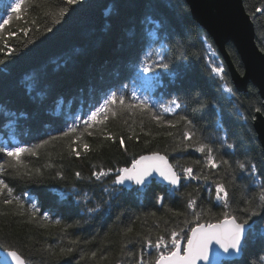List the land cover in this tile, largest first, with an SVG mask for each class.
I'll use <instances>...</instances> for the list:
<instances>
[{"label": "trees", "instance_id": "1", "mask_svg": "<svg viewBox=\"0 0 264 264\" xmlns=\"http://www.w3.org/2000/svg\"><path fill=\"white\" fill-rule=\"evenodd\" d=\"M242 1L254 24L256 43L264 52V14L252 15L262 0ZM13 3L0 0V24L8 20L0 29V60L4 61L0 64V148H31L60 137L73 123L79 132L83 121L111 92H123L129 100L135 92L147 98L165 121L188 116L197 136L212 145L217 162L220 157L229 160L232 170L223 165L205 167L202 153L185 148L183 122L172 127L147 115L109 116L88 129L91 135L84 132L77 139V133H72L36 149V155L21 154L27 168L20 171H28L31 178L18 176L7 166L0 172V179L21 198L27 213L14 215L15 204H0V248L18 251L27 264H136L141 253L154 264L158 252L148 248L143 237L154 241L161 234L168 239L171 230L183 229L180 239L185 241L197 223L194 210L187 206L189 199L196 200L199 223L221 220L224 212L243 222L248 215L242 211L245 199L264 186L260 175L264 153L252 119L257 107L263 109L262 99L251 83L245 91L234 88L211 37L192 19L184 0H79L71 5L65 0H29L15 11ZM61 7L67 11L59 18L55 13ZM148 50L163 51L168 69L141 73ZM226 50L242 72L235 46L229 42ZM210 59L224 66V81L211 73ZM225 83L232 87V94L224 91ZM177 97L182 108L164 112L163 106ZM225 139L234 147L229 149ZM153 152L164 154L181 175L176 189L155 180L143 188L113 183L117 169ZM9 159L0 152V164ZM197 160L201 163L194 164ZM238 160L255 163L257 175L238 169ZM186 166H192L193 174L201 178H185L181 169ZM101 168L112 171L97 180L92 173ZM214 180L225 183L228 208L216 200ZM159 195L164 198L161 204ZM254 203L259 204L258 199ZM32 204L37 206L34 215ZM89 208L97 210L89 212ZM257 210L262 216L249 222L252 226L241 257L221 264H264V210ZM128 227L133 232L126 237ZM68 248L74 251L61 254V249Z\"/></svg>", "mask_w": 264, "mask_h": 264}, {"label": "snow or ice", "instance_id": "2", "mask_svg": "<svg viewBox=\"0 0 264 264\" xmlns=\"http://www.w3.org/2000/svg\"><path fill=\"white\" fill-rule=\"evenodd\" d=\"M29 0H15V3L11 5L13 11L17 8H21L26 5ZM68 5L76 4L79 0H65ZM67 11V8L61 7L55 13V16L62 18ZM256 13L264 14V0H262V5L256 7L252 15ZM19 18V14H17ZM8 19H12V15L9 14ZM8 20L4 21V24H7ZM4 24H0V29H3ZM50 31V29H49ZM210 47V46H209ZM212 57L215 56V53H211ZM155 56V59L152 57ZM4 61L0 60V64H3ZM140 72L145 74L154 73L156 69H168L169 64L166 62V54L163 51H153L148 50L145 52V57L141 61ZM210 71L221 81L226 79V70L222 64H217L214 59L209 60ZM224 91L226 93L232 94V87L228 86L226 83L223 85ZM182 103L179 98H173L169 103L163 106V111L167 113L175 112L176 109L182 108ZM204 107V105H201ZM257 113L264 111L261 107L255 109ZM124 114H129L131 116L136 115H147L152 121L157 122L158 124L167 123L168 125L175 127L176 123L183 122V132H182V141H188L184 145L185 148H194L195 151L202 153L205 157L204 165L205 167L216 169L219 165L225 166L226 169L232 170V165L229 160L220 157L217 162V157L213 154V147L211 144L204 142L200 137L197 136L195 125L191 119L186 115H180L178 121L163 119L162 113H157L153 111L152 107L149 105L147 98H141L136 95L135 92L132 93L131 99H126L123 92L119 94L116 91L111 92L107 95L103 102L99 106L95 107L88 115L87 120L83 121V129L77 132V125L73 123L68 127L67 131L61 133L60 137L53 136L49 140L42 141L41 144L35 145L31 148L28 147H3L0 148V152H4L9 160H6L3 164H0V172H2L5 166L13 168L16 170L18 176H28L31 178V175L28 171L21 172L20 169H26L27 166L21 160V154L27 153L29 155H36V149L44 147L52 141L60 139L62 137H68L72 133H77V139L88 132V129L96 123L102 124L109 116L115 118ZM98 117L100 119H98ZM252 119H256L255 116ZM135 123V121H133ZM141 124L143 121L141 120ZM91 135V132H88ZM168 135H172L171 132ZM111 139V137H108ZM131 139V137H129ZM227 143V140L224 141ZM120 144L124 146L123 137L120 138ZM87 144H84V148L87 149ZM229 149L233 148L232 143H227ZM126 150V149H125ZM74 151V150H73ZM76 155L79 156L80 153L76 152ZM194 164H200L199 160L193 161ZM236 166L241 171H249L253 176H256L258 173V168L255 163L248 161H236ZM112 169L104 170L101 168L99 171H95L92 175L97 179L101 180L103 177L107 176ZM116 179L113 181L114 184L122 185L125 181H134L138 185H142L148 179L152 173L158 172L159 175L166 180L171 185H179L181 181V175L173 170L172 165L167 163L166 157L159 155V153L153 152L151 155H141L138 159H133L131 167H125L117 169ZM183 175L187 179H196L199 180L200 175L193 174L192 166H186L181 169ZM59 175V173H58ZM264 176V173H260ZM77 178H80V173H76ZM204 180L207 181L209 177L205 175ZM213 184L215 185V198L218 201L223 203L225 208L229 207V192L225 183L214 180ZM13 188L10 187L3 179H0V204L11 206L16 205L17 211L13 213L14 215L24 216L26 211L24 210V204L21 202V198L13 195ZM107 191V190H106ZM6 193V196H5ZM163 197H158L159 201H163ZM259 201V204H255L254 201ZM245 207L242 209L243 212L248 215L243 219L242 223L237 222V217L231 215L229 212H224L223 219L218 220L216 223L208 222L206 224L199 223L201 218V213L196 212V200L189 199L188 207L192 208L193 215L197 221L195 227L190 228V235H186L184 238L187 240L186 246H181L180 234L183 232V229L179 231L173 229L169 233V238L166 239L164 235L157 234L155 240L151 239L149 236H144L143 241L148 248H155L158 252V256L155 259L154 264H197V261H205L207 264H219L221 259V250L223 253L228 254L229 256L233 254H239L243 251L245 244L248 239V232L250 229L246 228L249 225V222L253 221V217L262 216V212L257 209L264 210V186L260 188V191L256 196L251 199H245ZM32 215L35 214L37 206L32 204ZM97 209L89 208V212H94ZM174 215H181L179 212L173 213ZM153 215H155L153 213ZM45 220L48 219L47 216L44 217ZM56 224H59L60 221H55ZM185 223H188L185 220ZM44 226H47L46 224ZM133 232L131 227H128L124 231V235L127 237ZM78 241L73 240L71 243L75 244ZM131 241H129L130 243ZM213 245H218V248H213ZM127 245H124L126 247ZM74 249L68 248L67 250L61 249V254H71ZM128 255L135 256V253L129 252ZM92 257L96 256L95 252L91 253ZM10 258V259H9ZM0 264H27L26 259L18 251L12 250L7 251L6 256L0 259ZM136 264H152V261H146L144 259L143 253L136 260Z\"/></svg>", "mask_w": 264, "mask_h": 264}, {"label": "water", "instance_id": "3", "mask_svg": "<svg viewBox=\"0 0 264 264\" xmlns=\"http://www.w3.org/2000/svg\"><path fill=\"white\" fill-rule=\"evenodd\" d=\"M185 2L189 7L192 19L196 21L202 28H204V30L214 42V45L216 46L219 54L221 55L226 65V68L228 69V73L235 89L237 91H245L248 83L253 84L258 89L264 109V52L258 47L255 41V31L253 22L250 18V15L246 12L244 8L243 1L185 0ZM229 42H231L235 46L239 54V57L243 64L242 73L237 71L230 58L229 53L226 50V44ZM255 117L256 119H254L253 121V127L264 153V111L261 113L256 112ZM151 154L152 153L144 155ZM159 155L165 156L161 153H159ZM166 160L167 163L171 165L167 157ZM128 167H131V164ZM173 170L176 171L174 167ZM152 180H155L156 182L165 185L169 184L159 175L158 172L154 171L152 175L149 176L145 183L142 185H138L134 181H125L124 184L118 186L131 188L132 185H137L140 188H143ZM171 186L178 187L179 185ZM251 226L252 223H249L246 228L250 229ZM186 244L187 241L184 242V246H186ZM218 247V245H213V248ZM7 251L12 250L0 248V259L6 256ZM241 255L242 252L238 255L233 254L229 256L228 254L223 253L221 250V259L219 264H221L223 261L239 259ZM197 264H207V262L197 261Z\"/></svg>", "mask_w": 264, "mask_h": 264}, {"label": "rangeland", "instance_id": "4", "mask_svg": "<svg viewBox=\"0 0 264 264\" xmlns=\"http://www.w3.org/2000/svg\"><path fill=\"white\" fill-rule=\"evenodd\" d=\"M184 1H185V0H184ZM185 3H186V2H185ZM186 5H187V4H186ZM187 6H188V5H187ZM188 8H189V7H188ZM189 11H190V10H189ZM190 15H191V14H190ZM252 22H253V21H252ZM253 26H254V24H253ZM203 29H204V28H203ZM254 31H255V29H254ZM255 41H256V40H255ZM213 43H214V42H213ZM215 47H216V46H215ZM212 52H213V51H211V53H212ZM218 53H219V52H218ZM222 60H223V59H222ZM240 60H241V59H240ZM223 62H224V61H223ZM217 64H221V63H220L219 61H217ZM225 66H226V65H225ZM227 70H228V69H227ZM240 73H242V72H240ZM115 179H116V177H115ZM160 184H161V183H160ZM147 185H148V184H147ZM161 185L172 187L170 184H166V185H165V184H161ZM145 186H146V185H145ZM145 186H144V187H145ZM132 187H138V188H140V187L137 186V185H132ZM132 187H131V188H132ZM172 188L176 189L177 187H172ZM128 189H129V188H128ZM158 197H163V195H159ZM161 203H162V202L160 201L159 204H161ZM222 219H223V218H222ZM201 223H205V222H201ZM195 225H196V224H195ZM195 225H194V226H195ZM194 226H193V227H194ZM263 230H264V228L262 229V231H263ZM189 232H190V231H189ZM188 235H189V233H188ZM180 240H181V239H180ZM181 241H182V247H183V246H184V242L187 241V240H185V241H184V240H181ZM231 261H233V260H231Z\"/></svg>", "mask_w": 264, "mask_h": 264}, {"label": "bare ground", "instance_id": "5", "mask_svg": "<svg viewBox=\"0 0 264 264\" xmlns=\"http://www.w3.org/2000/svg\"><path fill=\"white\" fill-rule=\"evenodd\" d=\"M220 55V54H219ZM220 57H221V55H220ZM222 58V57H221ZM231 79V78H230ZM235 88V87H234ZM260 143V142H259ZM262 148V147H261Z\"/></svg>", "mask_w": 264, "mask_h": 264}]
</instances>
